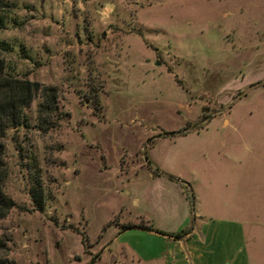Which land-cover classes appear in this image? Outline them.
<instances>
[{
  "label": "rangeland",
  "instance_id": "obj_1",
  "mask_svg": "<svg viewBox=\"0 0 264 264\" xmlns=\"http://www.w3.org/2000/svg\"><path fill=\"white\" fill-rule=\"evenodd\" d=\"M2 1L56 109L2 138L0 264H264V0Z\"/></svg>",
  "mask_w": 264,
  "mask_h": 264
},
{
  "label": "trees",
  "instance_id": "obj_2",
  "mask_svg": "<svg viewBox=\"0 0 264 264\" xmlns=\"http://www.w3.org/2000/svg\"><path fill=\"white\" fill-rule=\"evenodd\" d=\"M8 10V4L0 0V31L4 29V25L6 24ZM8 52V45L0 41V219L4 218L14 208V203L1 191V184L6 176L2 145L4 134L11 129L20 127L24 129L28 128L27 120L23 112L29 107L35 97H39L40 99V103L36 109V123L39 131L46 132L47 128L51 127V120L54 118L56 109V93L53 88H40L36 83L15 79L4 73L3 55ZM28 194L34 209L37 212H41L43 209V199L36 178L34 179V186L29 189ZM128 229L130 227L122 228L123 231ZM138 229L156 233L171 238L172 240H179L188 234L186 230H182L174 235H164L149 227H140Z\"/></svg>",
  "mask_w": 264,
  "mask_h": 264
},
{
  "label": "crops",
  "instance_id": "obj_3",
  "mask_svg": "<svg viewBox=\"0 0 264 264\" xmlns=\"http://www.w3.org/2000/svg\"><path fill=\"white\" fill-rule=\"evenodd\" d=\"M188 241H189V239L188 240H184V242H188ZM187 249L189 250L188 253H189V258H190V262H189V264H190L192 261L196 260L197 256H195L194 253L196 252L197 249L195 247H192L191 245L189 246L188 243H187ZM165 257H167V256L165 255L164 258Z\"/></svg>",
  "mask_w": 264,
  "mask_h": 264
}]
</instances>
